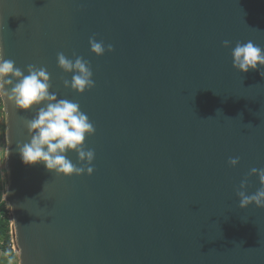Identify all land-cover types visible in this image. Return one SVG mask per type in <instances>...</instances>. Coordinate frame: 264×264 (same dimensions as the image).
<instances>
[{
    "label": "water",
    "instance_id": "water-1",
    "mask_svg": "<svg viewBox=\"0 0 264 264\" xmlns=\"http://www.w3.org/2000/svg\"><path fill=\"white\" fill-rule=\"evenodd\" d=\"M93 34L113 50L93 54ZM249 40L264 49V0H0L4 57L44 67L95 127L93 172L57 175L17 151L35 108L3 103L19 264H264V208L236 195L264 167V68L240 73L230 54ZM58 52L87 60L95 86L65 87Z\"/></svg>",
    "mask_w": 264,
    "mask_h": 264
},
{
    "label": "clouds",
    "instance_id": "clouds-1",
    "mask_svg": "<svg viewBox=\"0 0 264 264\" xmlns=\"http://www.w3.org/2000/svg\"><path fill=\"white\" fill-rule=\"evenodd\" d=\"M88 43L89 50L97 56L113 50L112 44L105 45L102 40L97 41L95 34L89 37ZM230 45L231 41H222V46ZM230 54L232 67L240 73L264 68V49L250 40L243 43L237 41ZM73 57L68 58L64 53L58 52L57 66L64 73L72 74L70 80H63L64 86L77 93H83L95 86L93 72L87 60L75 53ZM14 65L15 61L6 59L0 48V105L6 101L19 110L35 108L34 115L25 121L30 138L25 143L17 144L22 163H42L46 170L57 175H90L94 170L91 163L95 153L93 149L85 148L84 141L86 136L95 133V127L87 114L80 109L78 103L58 98L55 92L50 91V75L44 67L29 64L22 70ZM260 75L264 76V73L260 71ZM70 151L76 153L80 166H76L67 158L66 154ZM238 162L239 157H229L227 161L228 165L233 167ZM253 174L258 176L259 187L254 193L246 194L247 180H241L236 191L240 208L249 204L264 208V167L251 168L247 175ZM8 194L6 188L2 198L6 200Z\"/></svg>",
    "mask_w": 264,
    "mask_h": 264
},
{
    "label": "crops",
    "instance_id": "crops-1",
    "mask_svg": "<svg viewBox=\"0 0 264 264\" xmlns=\"http://www.w3.org/2000/svg\"><path fill=\"white\" fill-rule=\"evenodd\" d=\"M7 188V175L5 170V126L4 112L0 110V219L2 213L7 211V201L2 198ZM13 255L6 253L0 246V264H19L17 251L13 249Z\"/></svg>",
    "mask_w": 264,
    "mask_h": 264
},
{
    "label": "trees",
    "instance_id": "trees-1",
    "mask_svg": "<svg viewBox=\"0 0 264 264\" xmlns=\"http://www.w3.org/2000/svg\"><path fill=\"white\" fill-rule=\"evenodd\" d=\"M10 216L7 211L2 213V217L0 219V246L2 249L13 255V248L11 246V234H10Z\"/></svg>",
    "mask_w": 264,
    "mask_h": 264
},
{
    "label": "built area",
    "instance_id": "built-area-1",
    "mask_svg": "<svg viewBox=\"0 0 264 264\" xmlns=\"http://www.w3.org/2000/svg\"><path fill=\"white\" fill-rule=\"evenodd\" d=\"M0 110L2 111V112H4V106H3V104L2 105H0ZM7 212H8V214H9V216L11 215V210H10V205H9V203L7 202ZM11 223L12 222H10V234H11V246H12V248H14V241H13V237H12V225H11Z\"/></svg>",
    "mask_w": 264,
    "mask_h": 264
},
{
    "label": "bare ground",
    "instance_id": "bare-ground-1",
    "mask_svg": "<svg viewBox=\"0 0 264 264\" xmlns=\"http://www.w3.org/2000/svg\"><path fill=\"white\" fill-rule=\"evenodd\" d=\"M11 225H12V227H13V224H12V223H11ZM12 231H13V228H12ZM14 248H15V250H16L17 253H18V249L16 248L15 244H14Z\"/></svg>",
    "mask_w": 264,
    "mask_h": 264
},
{
    "label": "rangeland",
    "instance_id": "rangeland-1",
    "mask_svg": "<svg viewBox=\"0 0 264 264\" xmlns=\"http://www.w3.org/2000/svg\"><path fill=\"white\" fill-rule=\"evenodd\" d=\"M10 220H11V222H12V218H11V215H10ZM14 250H15V248H13ZM16 251V250H15Z\"/></svg>",
    "mask_w": 264,
    "mask_h": 264
}]
</instances>
